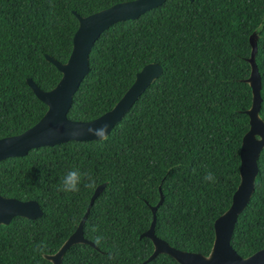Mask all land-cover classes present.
Masks as SVG:
<instances>
[{
  "label": "trees",
  "instance_id": "1",
  "mask_svg": "<svg viewBox=\"0 0 264 264\" xmlns=\"http://www.w3.org/2000/svg\"><path fill=\"white\" fill-rule=\"evenodd\" d=\"M129 0H0V138L36 124L48 109L28 85L43 90L60 81L50 54L66 62L88 16ZM258 33L264 119V0H166L136 19L105 30L90 53V72L68 116L93 120L111 110L148 63L164 71L112 129L107 140H70L0 161V194L37 200L41 217L15 216L0 225V264H53L76 230L96 187L106 182L84 226L85 238L62 264H143L154 250L145 232L157 209L156 234L181 250L208 255L215 220L231 205L240 183L241 145L252 105L250 35ZM256 187L238 217L231 243L247 257L264 248V149ZM78 168L96 187L57 190ZM212 172L216 182L205 181ZM96 231H93V229ZM47 244L44 255L34 251ZM118 253V255H117ZM111 254L112 258H109ZM145 264H180L161 253Z\"/></svg>",
  "mask_w": 264,
  "mask_h": 264
},
{
  "label": "water",
  "instance_id": "2",
  "mask_svg": "<svg viewBox=\"0 0 264 264\" xmlns=\"http://www.w3.org/2000/svg\"><path fill=\"white\" fill-rule=\"evenodd\" d=\"M166 0H129L116 3L108 8L88 16L78 15L79 27L73 37V48L66 62L59 61L50 54H45L47 61L53 63L62 73L60 81L50 90H43L29 77L28 85L35 95L44 101L48 109L42 118L24 132L0 138V161L9 157H21L31 149L41 146H52L70 140L89 141L99 140L88 133L89 127L99 128L105 124L108 135L114 126L122 120L142 93L164 71L163 65L157 62L146 64L136 75L131 87L125 92L115 106L101 116L90 120H75L68 116L72 107L74 95L82 80L90 72V53L100 35L118 21L136 19L145 12L154 9ZM258 33L250 35L252 52L249 57L251 64L250 76L245 79L252 88V105L246 111L250 117V128L243 136L241 145L240 183L233 194L230 207L220 215L214 223L215 238L208 255L181 250L172 246L156 234L157 209L164 202V193L160 189V200L152 206L153 218L149 228L141 237H149L154 250L143 264L153 260L161 253L172 256L180 264H264V248L244 257L233 247L231 240L241 212L249 204L256 187L259 172L258 160L264 149V119L260 115L263 97L262 77L256 62L258 51ZM79 132V135H72ZM107 183L99 184L76 230L63 243L58 251L46 254L45 257L53 264H62L66 251L78 243H95L84 236V226L91 207L96 198L103 192ZM44 214L41 204L35 200H20L0 194V225H8L15 216L29 219L41 217Z\"/></svg>",
  "mask_w": 264,
  "mask_h": 264
},
{
  "label": "clouds",
  "instance_id": "3",
  "mask_svg": "<svg viewBox=\"0 0 264 264\" xmlns=\"http://www.w3.org/2000/svg\"><path fill=\"white\" fill-rule=\"evenodd\" d=\"M108 125L105 124L99 128H94V127H89L87 129L88 133L96 136L99 138V140H107L109 139L108 135ZM79 132H73L72 135L76 136L79 135ZM204 180L211 181L213 183L216 182V177L212 172H208L204 176ZM84 183V186L89 189H94L96 187V179L88 174V173H82L80 169L74 168L69 170L65 175L61 177L60 184L57 188L59 192H64V193H75L80 191V184ZM93 231H96L94 228ZM95 243L97 246L101 245V242L103 240L102 236H96L94 238ZM47 250V244L41 242L40 244L36 245L34 248V251L44 255V253ZM118 255V253H117ZM109 258H112L111 254L109 255Z\"/></svg>",
  "mask_w": 264,
  "mask_h": 264
}]
</instances>
